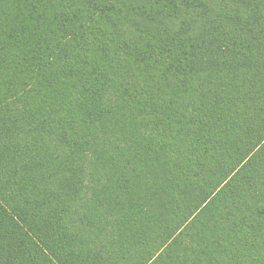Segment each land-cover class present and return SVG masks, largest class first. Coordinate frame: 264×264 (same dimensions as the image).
<instances>
[{
    "label": "trees",
    "instance_id": "obj_1",
    "mask_svg": "<svg viewBox=\"0 0 264 264\" xmlns=\"http://www.w3.org/2000/svg\"><path fill=\"white\" fill-rule=\"evenodd\" d=\"M0 264H264V0H0Z\"/></svg>",
    "mask_w": 264,
    "mask_h": 264
}]
</instances>
